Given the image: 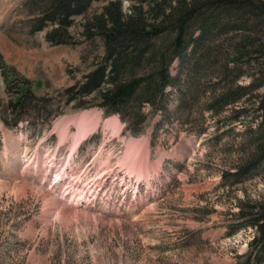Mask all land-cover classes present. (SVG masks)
Returning <instances> with one entry per match:
<instances>
[{"label": "rangeland", "instance_id": "374dc122", "mask_svg": "<svg viewBox=\"0 0 264 264\" xmlns=\"http://www.w3.org/2000/svg\"><path fill=\"white\" fill-rule=\"evenodd\" d=\"M24 1L0 0V264H237L254 235L250 227L233 231L240 203L264 195V174L238 184L222 179L242 125L212 118L200 97L178 109V89H168L166 111L137 132L95 106L94 95L85 107L67 102L65 91L101 56V41L85 40L77 17L70 44L50 46L49 28L25 24ZM103 5L92 3L89 14ZM179 70L184 91L187 72L175 61L171 75ZM23 87L36 99L20 117L9 103ZM83 114L94 126L74 145ZM130 142L146 158L145 177L127 172ZM62 171L74 178L73 192L86 195L82 203L59 195L68 181Z\"/></svg>", "mask_w": 264, "mask_h": 264}, {"label": "trees", "instance_id": "16d2710c", "mask_svg": "<svg viewBox=\"0 0 264 264\" xmlns=\"http://www.w3.org/2000/svg\"><path fill=\"white\" fill-rule=\"evenodd\" d=\"M94 2L104 5L89 14ZM22 8L32 32L49 28L50 46L70 44L77 17L83 18L81 36L101 41V56L65 91L67 102L85 107L94 95L95 106L137 132L166 111L168 89H178V109L200 97L212 118L243 127L223 181L238 184L264 174V0H25ZM175 61L187 72L184 91L181 70L171 75ZM244 78L248 83H239ZM16 92L9 104L19 115L36 98L27 87ZM237 217L233 231L254 229L237 264H264V195L242 201Z\"/></svg>", "mask_w": 264, "mask_h": 264}, {"label": "bare ground", "instance_id": "6f19581e", "mask_svg": "<svg viewBox=\"0 0 264 264\" xmlns=\"http://www.w3.org/2000/svg\"><path fill=\"white\" fill-rule=\"evenodd\" d=\"M87 116H88V114H83L81 116L80 120L76 123L78 137L74 138V139H76V142H75L74 145H77L78 141L81 140V138L83 136H85V134H87V132L90 129H92V126H94V125H87L86 124ZM117 123L118 122H117V120L115 118V119H112L109 122V125H111L112 128L116 130V129H118ZM61 128L62 129H61L59 134L62 137V140H64L65 136H66L65 135V130L67 129V124L65 123V124L61 125ZM129 145H130V149L125 154V157H126V163L125 164H126V166L128 168L127 169L128 174H130V175L133 174L137 179L147 176L148 167L146 166V158H144V157L141 158V157L137 156V147L138 146L136 144H134L133 142H130ZM138 148H139V151H140L141 148L140 147H138ZM139 158H141V160ZM47 162H49V161L46 160L45 164ZM62 173L66 174L65 171H62ZM54 177H58V180L53 182V183H51V185H55V184L59 183L60 180H62V175H60V173H59V175H54ZM70 192L72 193L70 196H72L73 198L71 197L72 199L69 200V202H71V203L74 202V204H76V205H78V202L82 203L83 200H84V196H86V195H84V193H82L81 194V196L83 197V200H82V197L80 195H76L77 192L75 193V192H73V190H71ZM62 194H64V191L62 193H59L60 196ZM69 202H67V203H69ZM61 212H62L61 214H62L63 219L68 220V217H67V213L68 212H67V210L66 209L65 210L62 209ZM77 214H80V213H77Z\"/></svg>", "mask_w": 264, "mask_h": 264}, {"label": "water", "instance_id": "95a60500", "mask_svg": "<svg viewBox=\"0 0 264 264\" xmlns=\"http://www.w3.org/2000/svg\"><path fill=\"white\" fill-rule=\"evenodd\" d=\"M19 1H21V0H17V2H19ZM13 8H14V7H13ZM13 8L9 10L8 15H7V18L10 17V14H11V13L13 12V10H14ZM3 25H4V24H2V27H3ZM2 27H1V28H2Z\"/></svg>", "mask_w": 264, "mask_h": 264}]
</instances>
